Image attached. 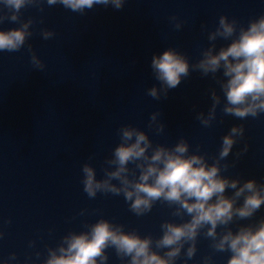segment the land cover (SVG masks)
I'll use <instances>...</instances> for the list:
<instances>
[{"label": "water", "instance_id": "water-1", "mask_svg": "<svg viewBox=\"0 0 264 264\" xmlns=\"http://www.w3.org/2000/svg\"><path fill=\"white\" fill-rule=\"evenodd\" d=\"M43 8L22 10V20H35L34 34L25 46L17 52H0V230L5 232L0 264L13 253L14 264L29 259L41 264L47 247L101 217L155 237L161 234L163 221L183 222L159 202L150 213L137 217L122 195L100 193L90 199L84 192L83 164L91 163L102 178L103 161L119 144L118 129L126 124L147 131L155 144L171 146L186 137L192 151L200 146L210 162L229 129L244 124L245 137L225 162H233L245 144L248 152L223 174L264 183V114L238 120L218 108L213 126L202 127L196 113L210 108L208 90L219 91V86L195 70L167 98L147 95V89L159 83L150 67L154 54L174 47L196 63L210 46L208 34L220 16L247 25L264 14V0H127L121 10L96 5L85 14L61 5L45 3ZM172 16L185 22L181 30L175 29ZM19 26L5 21L0 29ZM45 29L55 36L44 40ZM216 43L219 48L230 41ZM29 45L44 61L43 70L32 64ZM155 111L166 124L160 135L147 127ZM262 216L264 206L255 217L232 227ZM107 251L108 264H122L114 249ZM36 252L43 253L39 260ZM210 254V240L201 235L197 254L188 264H203V257ZM229 257L215 253L213 264H227ZM177 264H183V258Z\"/></svg>", "mask_w": 264, "mask_h": 264}, {"label": "clouds", "instance_id": "clouds-1", "mask_svg": "<svg viewBox=\"0 0 264 264\" xmlns=\"http://www.w3.org/2000/svg\"><path fill=\"white\" fill-rule=\"evenodd\" d=\"M126 2L0 0V24L9 21L20 25L0 29V52H17L33 36L35 20L21 18L22 10L28 6L43 11L45 3L61 5L74 13L85 14L96 5L121 10ZM170 20L177 31L184 27L185 22L177 16ZM41 36L49 40L55 32L45 29ZM218 40L230 43L218 48ZM208 41L210 46L203 49L196 63L174 47L154 54L150 67L159 83L148 88L147 95L154 100L167 98L169 91L195 70L202 77L211 76L219 86V91L215 87L208 90L210 108L196 113L195 119L202 127L213 126L218 108L224 116L238 120L260 117L264 114V14L247 25L222 15L215 29L209 32ZM29 51L32 64L43 70L46 65L31 45ZM147 127L157 135L165 133L166 124L159 111L151 113ZM245 133L244 124L233 125L221 138L218 154L210 162L207 154H201L200 146L192 151L186 137L171 146L155 144L149 133L140 127L121 126L119 144L103 161V177H97V169L91 163L83 164L84 192L90 199L100 193L122 195L137 217L150 213L159 202L172 209V217H179L183 222L163 221L161 234L155 237L142 235L138 229L126 230V225L101 217L85 224V230L69 231L56 246L47 247L41 264H108V249H114L122 264H177L181 258L183 264H188L197 254L201 235L210 240L213 254H230L227 264H264V216L253 223L239 224L235 230L232 227L238 221L255 217L264 206V183L223 174L248 152L249 146L245 144L236 152L233 162H225ZM184 217L190 219L184 220ZM4 236L5 232L0 230V239ZM34 245L35 241L31 242L30 246ZM213 254L203 257V264H213ZM35 255L39 260L43 253ZM15 261L17 254L13 253L4 264ZM25 264L34 262L29 259Z\"/></svg>", "mask_w": 264, "mask_h": 264}]
</instances>
